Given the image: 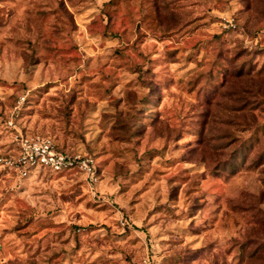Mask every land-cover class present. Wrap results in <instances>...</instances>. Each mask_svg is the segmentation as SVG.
<instances>
[{"label": "rangeland", "instance_id": "rangeland-1", "mask_svg": "<svg viewBox=\"0 0 264 264\" xmlns=\"http://www.w3.org/2000/svg\"><path fill=\"white\" fill-rule=\"evenodd\" d=\"M16 131L100 181L0 166V264H264V0H0Z\"/></svg>", "mask_w": 264, "mask_h": 264}, {"label": "built area", "instance_id": "built-area-1", "mask_svg": "<svg viewBox=\"0 0 264 264\" xmlns=\"http://www.w3.org/2000/svg\"><path fill=\"white\" fill-rule=\"evenodd\" d=\"M9 125L12 126V122ZM12 145L9 152L0 155V166L18 178H28L45 170L52 173L76 171L92 185L100 181L99 166L93 155L61 150L49 136H30L16 131Z\"/></svg>", "mask_w": 264, "mask_h": 264}, {"label": "trees", "instance_id": "trees-1", "mask_svg": "<svg viewBox=\"0 0 264 264\" xmlns=\"http://www.w3.org/2000/svg\"><path fill=\"white\" fill-rule=\"evenodd\" d=\"M58 145V144H57ZM58 147H59V149H61V150H65V151H69V152H72L71 150H66V149H64V148H61L59 145H58ZM88 154V153H87ZM91 155V154H90ZM71 172H76V171H71ZM64 173H66V172H64ZM68 173V172H67ZM79 173V172H78Z\"/></svg>", "mask_w": 264, "mask_h": 264}]
</instances>
